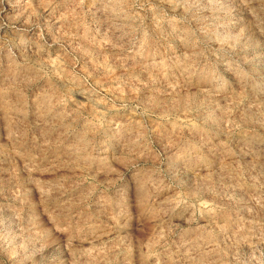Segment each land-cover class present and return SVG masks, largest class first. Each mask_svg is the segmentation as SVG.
Instances as JSON below:
<instances>
[{
	"label": "rangeland",
	"instance_id": "374dc122",
	"mask_svg": "<svg viewBox=\"0 0 264 264\" xmlns=\"http://www.w3.org/2000/svg\"><path fill=\"white\" fill-rule=\"evenodd\" d=\"M0 264H264V0H0Z\"/></svg>",
	"mask_w": 264,
	"mask_h": 264
}]
</instances>
